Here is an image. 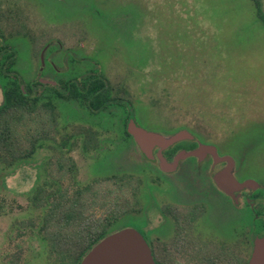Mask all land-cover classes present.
I'll use <instances>...</instances> for the list:
<instances>
[{
    "label": "rangeland",
    "instance_id": "rangeland-1",
    "mask_svg": "<svg viewBox=\"0 0 264 264\" xmlns=\"http://www.w3.org/2000/svg\"><path fill=\"white\" fill-rule=\"evenodd\" d=\"M262 15L253 0H0V47L14 48L17 80L42 92V103L52 90L36 89L39 78L61 85L91 71L126 104L93 113L80 101L56 99L55 131L35 157L12 169L0 164V264H13L16 255L21 264H54L37 229L23 225L41 219L31 198L54 183L59 159L76 166L64 184L153 178L137 144L125 138L132 113L146 131L169 137L185 130L235 158L239 179L258 182L264 194ZM90 128L98 146L85 152ZM201 188L219 204L212 180ZM131 226L138 225L122 219L111 231Z\"/></svg>",
    "mask_w": 264,
    "mask_h": 264
},
{
    "label": "flooded vegetation",
    "instance_id": "flooded-vegetation-1",
    "mask_svg": "<svg viewBox=\"0 0 264 264\" xmlns=\"http://www.w3.org/2000/svg\"><path fill=\"white\" fill-rule=\"evenodd\" d=\"M2 40L4 38L0 37ZM49 47L47 45L43 52ZM12 50L14 48L10 46V52ZM41 62L38 74L43 77L44 55ZM36 82L60 87L52 80L39 78ZM128 119L125 138H131L137 144L140 156L148 164L146 171L153 178L129 180L133 187H125L129 211L124 219L127 224L138 225L129 228L142 234L154 264H250L257 240L264 236L262 185L252 179H239L235 158L221 154L216 147L193 139V136L168 147L155 145L146 154L128 132L130 121L135 122V119ZM228 160L232 163L236 181L240 184L253 181V185L242 190H222L215 176L230 165ZM211 180L217 191L215 201L219 204H215L210 194L201 188L209 185Z\"/></svg>",
    "mask_w": 264,
    "mask_h": 264
},
{
    "label": "trees",
    "instance_id": "trees-1",
    "mask_svg": "<svg viewBox=\"0 0 264 264\" xmlns=\"http://www.w3.org/2000/svg\"><path fill=\"white\" fill-rule=\"evenodd\" d=\"M253 1L262 15L260 1ZM261 18L264 20L263 15ZM0 37L4 38L3 35ZM14 62V51L0 47V79L4 93V103L0 107V164L4 169H12L18 163L34 158L43 143L51 138L57 122L56 99L80 101L93 113L102 112L111 104L125 105L122 98L111 95L105 76L97 72L64 82L61 88L36 82L38 90L45 87L52 90L51 97L42 103V92L29 85L23 88L17 80L18 73L12 71ZM85 130L83 150L88 152V148L93 147L96 151L95 134L91 128ZM70 138L77 139V136ZM68 140L63 139L62 145L66 147ZM57 165L58 177L54 183L38 186L31 198L34 208L43 212L41 219H30L23 227L37 229L36 235L47 242L48 256L54 264H80L99 241L118 231L111 230L129 211L125 187H133L129 180L135 176L113 175L85 184L75 180L64 184L65 174L76 170L75 163L59 159ZM19 234L25 236L24 232ZM15 259L13 264H21V257L16 255Z\"/></svg>",
    "mask_w": 264,
    "mask_h": 264
},
{
    "label": "water",
    "instance_id": "water-1",
    "mask_svg": "<svg viewBox=\"0 0 264 264\" xmlns=\"http://www.w3.org/2000/svg\"><path fill=\"white\" fill-rule=\"evenodd\" d=\"M128 132L148 154L152 147L159 145L168 147L182 138H192L188 131H182L172 137L146 131L131 120ZM190 135V136H189ZM225 160V159H224ZM230 165L215 176V181L222 190H242L253 181L240 184L233 176V166ZM80 264H154L151 251L142 234L134 228H124L107 235L99 241L83 258ZM250 264H264V236L257 240L256 252Z\"/></svg>",
    "mask_w": 264,
    "mask_h": 264
}]
</instances>
